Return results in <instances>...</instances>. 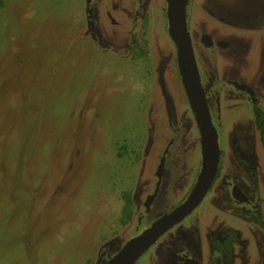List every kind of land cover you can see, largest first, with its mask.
I'll return each mask as SVG.
<instances>
[{"label": "flooded vegetation", "instance_id": "flooded-vegetation-1", "mask_svg": "<svg viewBox=\"0 0 264 264\" xmlns=\"http://www.w3.org/2000/svg\"><path fill=\"white\" fill-rule=\"evenodd\" d=\"M82 1V23L66 42L86 38L97 51L146 70L138 77L143 134L123 135L122 151L116 150L129 165L141 163L144 174L123 188L129 197L123 221L121 193L115 225L83 263L106 262L129 238L180 208L131 264L143 255L141 264H264V0H173L182 7L217 148L210 182L189 209L183 204L203 153L167 30L171 0ZM169 75L180 89L179 105Z\"/></svg>", "mask_w": 264, "mask_h": 264}, {"label": "rangeland", "instance_id": "rangeland-1", "mask_svg": "<svg viewBox=\"0 0 264 264\" xmlns=\"http://www.w3.org/2000/svg\"><path fill=\"white\" fill-rule=\"evenodd\" d=\"M82 5L0 0V264H85L115 225L121 191L144 174L116 150L143 134L146 70L86 38L66 42Z\"/></svg>", "mask_w": 264, "mask_h": 264}, {"label": "water", "instance_id": "water-1", "mask_svg": "<svg viewBox=\"0 0 264 264\" xmlns=\"http://www.w3.org/2000/svg\"><path fill=\"white\" fill-rule=\"evenodd\" d=\"M168 13L167 30L177 46V65L181 82L201 133L203 158L200 173L189 197L183 204L187 203V207L184 208L189 209L199 200L210 182L217 161V148L213 127L201 99L197 72L185 31L182 7L180 8L176 2L171 0ZM179 210L180 208L175 213L171 212L151 222L137 235L129 238L112 257L102 264H131L158 234L178 219L181 215Z\"/></svg>", "mask_w": 264, "mask_h": 264}, {"label": "trees", "instance_id": "trees-1", "mask_svg": "<svg viewBox=\"0 0 264 264\" xmlns=\"http://www.w3.org/2000/svg\"><path fill=\"white\" fill-rule=\"evenodd\" d=\"M122 150H121V148H120V151H119V153L121 152ZM121 196H122V204H121V218H120V220H122L123 221V214L125 215L126 213H127V211H128V209H127V204L129 203V197L127 196V194L125 195V196H123V193L121 194ZM124 198V199H123Z\"/></svg>", "mask_w": 264, "mask_h": 264}]
</instances>
